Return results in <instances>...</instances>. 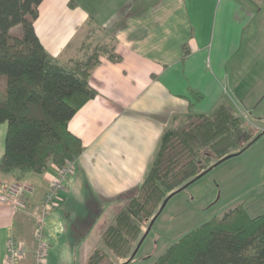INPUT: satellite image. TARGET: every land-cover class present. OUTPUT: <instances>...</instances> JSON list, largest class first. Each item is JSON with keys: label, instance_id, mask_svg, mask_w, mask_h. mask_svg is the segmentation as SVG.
I'll list each match as a JSON object with an SVG mask.
<instances>
[{"label": "crops", "instance_id": "0c3cea01", "mask_svg": "<svg viewBox=\"0 0 264 264\" xmlns=\"http://www.w3.org/2000/svg\"><path fill=\"white\" fill-rule=\"evenodd\" d=\"M39 10L37 35L61 64L110 41L123 60L101 57L90 79L98 95L69 122L85 149L62 199L44 211L59 177L52 166L20 181L33 189L22 197L26 209L0 205V264H7L12 238L26 249L16 264H34L40 218L47 264H75L81 250L85 264L125 195L141 184L165 128L195 103L193 91L202 96L193 113H212L226 101L237 111L239 105L260 107L264 121V0H44ZM248 73L254 75L240 77ZM254 84L262 87L255 97ZM233 93L240 102H231ZM7 130L0 124V160ZM13 183L14 174L0 172V189Z\"/></svg>", "mask_w": 264, "mask_h": 264}, {"label": "trees", "instance_id": "16d2710c", "mask_svg": "<svg viewBox=\"0 0 264 264\" xmlns=\"http://www.w3.org/2000/svg\"><path fill=\"white\" fill-rule=\"evenodd\" d=\"M44 0H0V124L7 123L0 172L20 182L30 172L64 169L84 152L69 122L98 92L90 79L101 57L122 62L114 41L99 44L84 59L61 64L37 35L35 22ZM21 27L20 34L13 28ZM195 103L202 100L192 92ZM165 128L139 187L103 234L85 264L133 261L163 212L165 202L258 138L228 102L212 113H193ZM166 203V205H167ZM165 205V206H166ZM155 264H264V213L251 216L243 205L213 217L172 244Z\"/></svg>", "mask_w": 264, "mask_h": 264}, {"label": "rangeland", "instance_id": "374dc122", "mask_svg": "<svg viewBox=\"0 0 264 264\" xmlns=\"http://www.w3.org/2000/svg\"><path fill=\"white\" fill-rule=\"evenodd\" d=\"M96 12L99 14L98 10ZM70 17L75 22L78 19L76 13L71 14ZM12 32L20 34L21 27H14ZM78 37L74 43H77ZM85 52L89 51L85 50ZM84 58L85 55L81 57V59ZM250 75L254 74H243L240 77L244 79L249 76L250 78ZM260 76L264 78V74ZM5 86L6 80L2 77L0 78L1 92L5 91ZM261 90V86L257 87L254 84L252 96L260 95ZM230 100L233 104L240 102L235 94ZM239 108L238 113L248 120L252 138L261 134L262 136L245 152L223 161L188 188L175 194L153 224L136 258L126 264H155L159 256L185 234L213 217L224 216L240 204H243L253 217L264 213V174L262 173L264 170V132L262 133L264 121L260 120L262 110L260 107L253 106L239 105ZM259 195L263 197L258 198ZM256 199L259 200L255 201ZM100 246L103 247V244ZM77 252L79 255L75 259V264H84L82 259L84 250Z\"/></svg>", "mask_w": 264, "mask_h": 264}, {"label": "built area", "instance_id": "2783aa9c", "mask_svg": "<svg viewBox=\"0 0 264 264\" xmlns=\"http://www.w3.org/2000/svg\"><path fill=\"white\" fill-rule=\"evenodd\" d=\"M74 163H68L64 169L59 170V177L55 179L49 192L46 195L45 209L53 204H57L60 201L61 193L66 191V181L70 173L73 170ZM32 187L26 183H13L7 188L0 189V205H9L15 209H26V204L22 201V197L26 194H31ZM46 214V213H45ZM39 229L36 234V249L34 251V264H47V256L49 250V243L45 238L44 233V219H39ZM26 253V249L18 244L13 238L9 239L7 244V264H16Z\"/></svg>", "mask_w": 264, "mask_h": 264}, {"label": "water", "instance_id": "95a60500", "mask_svg": "<svg viewBox=\"0 0 264 264\" xmlns=\"http://www.w3.org/2000/svg\"><path fill=\"white\" fill-rule=\"evenodd\" d=\"M229 158H230V157H229ZM166 203H167V202H165V204H164L163 208L165 207Z\"/></svg>", "mask_w": 264, "mask_h": 264}]
</instances>
